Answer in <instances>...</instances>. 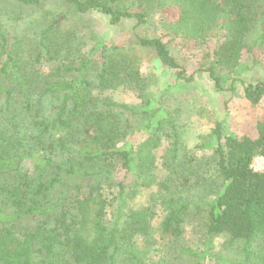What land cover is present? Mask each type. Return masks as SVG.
<instances>
[{"label": "trees", "instance_id": "trees-1", "mask_svg": "<svg viewBox=\"0 0 264 264\" xmlns=\"http://www.w3.org/2000/svg\"><path fill=\"white\" fill-rule=\"evenodd\" d=\"M11 1L40 5L0 0ZM61 1L74 14L105 15L112 26L126 19L135 21L134 30L155 23L154 36H136L138 45L185 82L190 77L164 38L209 48L211 64L202 71L216 88L226 80L217 67L235 73L252 45L264 46V0ZM258 25L255 42L247 46L245 37ZM52 28L38 42L37 58L44 51L58 54L56 47H46ZM211 39L217 42L211 45ZM98 50L101 66L94 58ZM20 59L8 54L0 65V264H264V172L250 169L254 157H264V120L256 122L255 138L247 132L224 135L216 123L210 155L198 163L190 153H179L171 116L154 117L157 110L131 62H117L102 44L58 68L41 86ZM120 87L135 92L140 108L102 95ZM48 95L55 103L49 120L40 108ZM243 95L258 104L264 81L247 84ZM121 115L131 120L122 123ZM138 133L145 136L134 145ZM165 140L163 179L157 175V151ZM153 185L163 196L157 238L150 235L153 209L128 206L137 188ZM105 187L114 188L117 209L103 194ZM63 208L62 219L70 220L66 227L56 218ZM193 223L195 247L184 239ZM58 227L65 234L76 230L69 237Z\"/></svg>", "mask_w": 264, "mask_h": 264}, {"label": "rangeland", "instance_id": "rangeland-1", "mask_svg": "<svg viewBox=\"0 0 264 264\" xmlns=\"http://www.w3.org/2000/svg\"><path fill=\"white\" fill-rule=\"evenodd\" d=\"M51 24L53 28L47 34V40L45 39L46 47H56L58 54L44 51L43 56L37 58L38 42ZM155 25L150 23L134 30L135 21L126 19L112 26L105 15L95 11L83 15L74 14L61 0H40L37 8L28 5L20 7L13 1L0 2V65L8 54L13 58H21L27 65V73L41 86L53 79L58 68L67 66L72 59L78 61L80 56L88 55L97 45L102 44L117 62H123L126 67L131 62L130 69L141 78L145 92L153 102L152 110H157L154 117L162 119L171 116L181 155L190 153L198 163L205 162L210 155L211 131L216 123L221 124L224 135L233 134L239 137L247 132L252 137H257L255 124L264 120V96L258 104L252 105L244 98L243 89L249 83L264 81V46L252 45L260 31L259 25L245 37L246 45H252V54L244 55L236 72L230 73L223 67H217L216 73L226 79L222 81L221 88H216L208 73L202 71L211 64L207 53L209 48L195 50L192 45H185L180 39L164 38L171 55L182 66L185 76L190 77L188 82L177 80L175 71L163 66L153 53L141 48L136 36L153 37L156 32ZM210 42L212 45L217 41L211 39ZM94 58L98 66H101L100 50ZM102 95L129 108L141 106V100L129 87L105 91ZM51 98L49 95L42 97L40 105L41 115L47 120L54 113L55 103ZM130 118L129 115H121L117 120L124 123L125 120H131ZM23 134L25 137L29 135L26 131ZM143 136L145 135L142 133L135 134L133 144L141 142ZM127 139L132 141L130 136ZM168 144L169 141L165 140L157 151V175L163 179L167 171L160 165ZM114 191L113 187H105L103 194L111 198L114 208L116 206L117 209L119 202ZM162 198L157 186L140 187L128 204L134 209L141 206H150L153 209L154 215L150 221L152 238H157V227L163 217L159 206ZM97 208V204L93 206L92 220ZM107 212L110 218L112 210ZM62 213L64 208L59 209L56 218L63 220L66 227L70 220L62 219ZM52 223L58 226L56 220L53 219ZM59 230L65 232L62 227ZM74 230L75 227L64 234L71 237ZM184 239L187 245H198L196 223L186 227ZM218 243L219 239L215 242V250L218 249Z\"/></svg>", "mask_w": 264, "mask_h": 264}, {"label": "built area", "instance_id": "built-area-1", "mask_svg": "<svg viewBox=\"0 0 264 264\" xmlns=\"http://www.w3.org/2000/svg\"><path fill=\"white\" fill-rule=\"evenodd\" d=\"M250 169L253 172H264V157L256 156L252 159Z\"/></svg>", "mask_w": 264, "mask_h": 264}]
</instances>
